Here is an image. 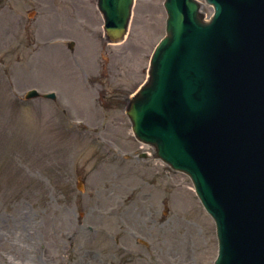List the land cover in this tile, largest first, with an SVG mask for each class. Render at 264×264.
<instances>
[{
    "label": "rangeland",
    "instance_id": "rangeland-1",
    "mask_svg": "<svg viewBox=\"0 0 264 264\" xmlns=\"http://www.w3.org/2000/svg\"><path fill=\"white\" fill-rule=\"evenodd\" d=\"M164 2L135 0L111 44L97 0H0V264H214L190 177L127 115L166 35ZM31 89L57 100H25Z\"/></svg>",
    "mask_w": 264,
    "mask_h": 264
},
{
    "label": "water",
    "instance_id": "water-1",
    "mask_svg": "<svg viewBox=\"0 0 264 264\" xmlns=\"http://www.w3.org/2000/svg\"><path fill=\"white\" fill-rule=\"evenodd\" d=\"M167 36L127 114L136 136L187 173L217 224L215 264H264V0H167ZM133 0H100L113 42Z\"/></svg>",
    "mask_w": 264,
    "mask_h": 264
}]
</instances>
